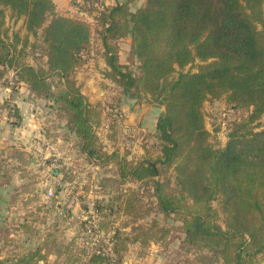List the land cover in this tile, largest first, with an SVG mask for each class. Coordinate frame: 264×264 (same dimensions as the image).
<instances>
[{
  "label": "trees",
  "instance_id": "trees-1",
  "mask_svg": "<svg viewBox=\"0 0 264 264\" xmlns=\"http://www.w3.org/2000/svg\"><path fill=\"white\" fill-rule=\"evenodd\" d=\"M0 6L25 16L29 32L41 31L47 58L44 68L16 57L4 38L0 9V77L14 67L32 92L54 95L83 150L117 160V153L97 145L93 126L100 111L72 78L84 63L90 25L58 14L54 0H0ZM96 23L107 76L132 97L148 94L165 106L156 124L160 155L137 163L120 159V176L152 189L157 210L181 223L174 229L185 234V243L213 250L225 264H264V128L256 130L264 115V0H146L135 11L117 2L97 14ZM129 36L139 75L120 62L119 48L110 42ZM197 59L212 61L195 72L182 70ZM53 73L62 84L56 91L49 81ZM217 98L247 112L223 147L211 143L202 109ZM216 200L227 214L226 228L218 222ZM91 260L99 264L103 258Z\"/></svg>",
  "mask_w": 264,
  "mask_h": 264
},
{
  "label": "rangeland",
  "instance_id": "rangeland-1",
  "mask_svg": "<svg viewBox=\"0 0 264 264\" xmlns=\"http://www.w3.org/2000/svg\"><path fill=\"white\" fill-rule=\"evenodd\" d=\"M54 1L58 14L91 27L84 63L72 78L100 111L93 126L97 145L118 157H90L55 96L32 92L9 68L0 77V264H94V255L103 258L99 264H225L213 250L184 242L185 234L174 229L181 223L157 210L146 183L120 176V159L137 163L160 155L156 120L165 106L148 94L132 97L107 76L97 0ZM104 1L127 4L131 11L146 2ZM0 9L4 38L14 45L16 57L47 68L41 31L29 32L25 16ZM110 42L119 48L120 62L139 75L141 62L131 55V37ZM210 61L197 59L182 70L195 72ZM49 81L53 91L62 86L57 74H50ZM202 109L215 147L225 146L229 132L247 113L224 98L206 100ZM256 123V130L263 129L264 115ZM171 174L175 182L173 169ZM214 207L226 228L221 202L216 200Z\"/></svg>",
  "mask_w": 264,
  "mask_h": 264
},
{
  "label": "built area",
  "instance_id": "built-area-1",
  "mask_svg": "<svg viewBox=\"0 0 264 264\" xmlns=\"http://www.w3.org/2000/svg\"><path fill=\"white\" fill-rule=\"evenodd\" d=\"M109 6V3L104 1V0H100L96 2V9L98 11V14L100 12H103L107 9V7Z\"/></svg>",
  "mask_w": 264,
  "mask_h": 264
},
{
  "label": "crops",
  "instance_id": "crops-1",
  "mask_svg": "<svg viewBox=\"0 0 264 264\" xmlns=\"http://www.w3.org/2000/svg\"><path fill=\"white\" fill-rule=\"evenodd\" d=\"M156 124H157V120H156Z\"/></svg>",
  "mask_w": 264,
  "mask_h": 264
}]
</instances>
